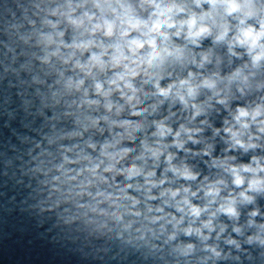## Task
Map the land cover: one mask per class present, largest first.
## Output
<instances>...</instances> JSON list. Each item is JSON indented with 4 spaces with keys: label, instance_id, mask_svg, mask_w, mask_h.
Wrapping results in <instances>:
<instances>
[{
    "label": "clouds",
    "instance_id": "obj_1",
    "mask_svg": "<svg viewBox=\"0 0 264 264\" xmlns=\"http://www.w3.org/2000/svg\"><path fill=\"white\" fill-rule=\"evenodd\" d=\"M0 205L77 264H264V0H0Z\"/></svg>",
    "mask_w": 264,
    "mask_h": 264
}]
</instances>
